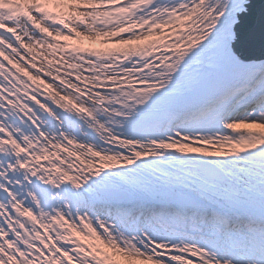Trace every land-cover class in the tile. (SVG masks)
Here are the masks:
<instances>
[{
    "label": "snow or ice",
    "instance_id": "6c2138e0",
    "mask_svg": "<svg viewBox=\"0 0 264 264\" xmlns=\"http://www.w3.org/2000/svg\"><path fill=\"white\" fill-rule=\"evenodd\" d=\"M0 264H264V0H0Z\"/></svg>",
    "mask_w": 264,
    "mask_h": 264
},
{
    "label": "bare ground",
    "instance_id": "6f19581e",
    "mask_svg": "<svg viewBox=\"0 0 264 264\" xmlns=\"http://www.w3.org/2000/svg\"><path fill=\"white\" fill-rule=\"evenodd\" d=\"M151 39H159V37H155V36H154V37H152Z\"/></svg>",
    "mask_w": 264,
    "mask_h": 264
}]
</instances>
